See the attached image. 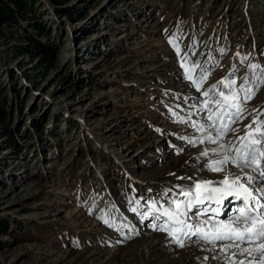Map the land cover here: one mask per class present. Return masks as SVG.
Returning <instances> with one entry per match:
<instances>
[{
  "label": "rangeland",
  "instance_id": "1",
  "mask_svg": "<svg viewBox=\"0 0 264 264\" xmlns=\"http://www.w3.org/2000/svg\"><path fill=\"white\" fill-rule=\"evenodd\" d=\"M37 5L50 32L43 39L60 48L49 67L0 41V97L5 90L10 103L0 133V264L218 263L211 251L191 254L192 240L179 247L156 230L167 217L146 214L154 202L161 212L169 207L177 185L217 175L204 169L219 144L206 139L216 135L207 117L217 108L214 100L204 108L203 92L218 85L228 93L218 82L234 65L236 88L247 77L255 95L239 94L244 111L231 125L239 131L222 143L238 146L254 118L264 121V83L249 69L264 68V0ZM182 62L199 63L194 77L209 69L199 91ZM200 207L186 223L204 221L193 216ZM220 207L235 212L231 203Z\"/></svg>",
  "mask_w": 264,
  "mask_h": 264
},
{
  "label": "snow or ice",
  "instance_id": "2",
  "mask_svg": "<svg viewBox=\"0 0 264 264\" xmlns=\"http://www.w3.org/2000/svg\"><path fill=\"white\" fill-rule=\"evenodd\" d=\"M174 39H170L169 43L173 44L179 53V47L175 44ZM221 54L225 55L226 53L222 51ZM237 57H240L239 53H237ZM240 59L243 63L247 60V56ZM181 67L185 69L186 79L191 81L192 86L199 91L207 79L209 69L200 68V75L194 77L193 73L199 67L198 62L192 64L191 67L182 62ZM249 69L254 77L257 76L259 69L258 79L260 83H264V68H260L257 64H250ZM237 71L238 69L234 65L229 77L222 78L218 82L229 90L228 93L218 90V85H213L209 90L203 92L205 97H209L203 102L204 108L208 109L209 103L213 100L217 108L215 113L207 117L212 121L207 127L210 132H214L216 135L210 134L206 139L208 143L219 144V147L211 149L212 154L218 158L205 164L204 169L222 173L225 172L228 165H231L239 169L240 172H232L229 169L224 178L219 181L199 180L188 186L177 185L179 191L173 194L175 198L171 199L169 207L163 208L161 212L154 202L151 205V211L146 214V218L152 213H160L154 216L157 221L162 217H167L168 222H171V227L166 222L159 225L156 230L167 231L179 247H184L183 237L191 240L194 236L196 238L194 242L201 244L202 250L212 251V259L220 261L221 264H264V167H262L264 121L258 122L257 118H254L246 126L249 131L239 138L238 146L222 143L224 136L229 132L239 131V129L231 127L232 124L240 121L241 113L244 111L239 94L241 92L245 94L244 101L252 99L255 95V90L248 86L247 77H245L244 84H241L239 89L236 88L235 75ZM209 111L211 110L209 109ZM178 122L184 123L185 121L178 118ZM252 124H255V128L252 127ZM199 130L204 131V126H199ZM208 155V150L201 153L203 157ZM244 169H251L252 174L244 173ZM178 179L183 180L185 177H178ZM187 179L192 180V177H187ZM164 195L168 196V192ZM181 196L184 197L183 200L179 199ZM228 197H235L242 206L226 220L216 219L221 214L220 208L207 207L206 203L214 202L220 205ZM196 206L205 207L198 208L193 212V216L207 218L203 222L195 224L186 223L185 218ZM132 210L136 211L135 208ZM105 222L107 223V221ZM204 246L210 247L205 248ZM207 260L208 257L204 256L202 264Z\"/></svg>",
  "mask_w": 264,
  "mask_h": 264
},
{
  "label": "trees",
  "instance_id": "3",
  "mask_svg": "<svg viewBox=\"0 0 264 264\" xmlns=\"http://www.w3.org/2000/svg\"><path fill=\"white\" fill-rule=\"evenodd\" d=\"M40 0H0V41L8 44L15 55L25 54L41 67H49L58 56L59 45L43 37L49 35L47 25L37 9ZM61 6L64 0H51ZM63 11L64 9H60ZM49 38V37H48ZM9 100L0 97V133L6 130L10 117Z\"/></svg>",
  "mask_w": 264,
  "mask_h": 264
},
{
  "label": "bare ground",
  "instance_id": "4",
  "mask_svg": "<svg viewBox=\"0 0 264 264\" xmlns=\"http://www.w3.org/2000/svg\"><path fill=\"white\" fill-rule=\"evenodd\" d=\"M120 98V97H119ZM160 145H162V142H160ZM262 167H264V161H262ZM229 169L232 171V172H240V170L239 169H236L235 167H233V166H231V165H229V167L228 168H226L225 169V172L224 173H221V174H219L218 175V173H217V175L216 176H209V177H203V178H199V179H197V180H194V181H192V182H190V183H187V182H184L183 183V185L182 186H188V185H191V184H193V182H195V181H199V180H213V181H219V180H222L223 178H224V175L229 171ZM243 172L244 173H248V174H252V172H251V169H244L243 170ZM158 181H159V178L157 177V176H155V177H152V178H150V179H147V183L148 184H152V183H158ZM143 182V181H142ZM169 182V181H168ZM59 188V187H58ZM229 203H231V205H232V207L234 206L235 208V211H236V209H238L240 206H241V203H240V201H238L235 197H228L227 199H225L224 201H223V203L222 204H220V205H216V204H214L213 205V207H215L216 208V206L217 207H219L220 208V212H221V214L218 216V217H216V219H219V220H226L227 218H228V216H230V215H233V214H235V212L233 211H231V212H226L224 209H221V207L220 206H222V205H226V204H229ZM204 207V206H203ZM74 213V212H73ZM72 213V214H73ZM227 213V217H224L223 215L224 214H226ZM209 215H211V213H209ZM72 216V215H71ZM72 218H73V216H72ZM75 218V217H74ZM207 217H203V219L205 220ZM186 219V218H185ZM187 220V219H186ZM74 221V220H73ZM190 221V220H189ZM183 238H187V237H183ZM195 237L193 236L192 238H191V242L189 243L191 246H192V248H191V254L192 253H195V254H198V253H202L203 252V250L202 251H198L199 250V243H195L194 241H195ZM156 244V243H155ZM208 247H210V246H208ZM212 252V251H211ZM213 253V252H212ZM211 253V254H212ZM211 254H209V255H211ZM212 256H213V254H212ZM211 256V257H212ZM220 262V261H219ZM218 262V263H219ZM218 263H213V262H211V264H218Z\"/></svg>",
  "mask_w": 264,
  "mask_h": 264
}]
</instances>
